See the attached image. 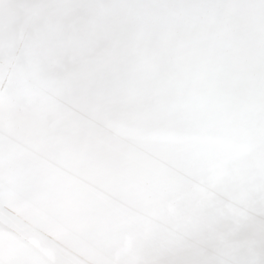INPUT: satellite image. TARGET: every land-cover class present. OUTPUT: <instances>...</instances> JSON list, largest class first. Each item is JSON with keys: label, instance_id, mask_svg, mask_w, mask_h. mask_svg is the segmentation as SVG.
Here are the masks:
<instances>
[{"label": "snow or ice", "instance_id": "1", "mask_svg": "<svg viewBox=\"0 0 264 264\" xmlns=\"http://www.w3.org/2000/svg\"><path fill=\"white\" fill-rule=\"evenodd\" d=\"M0 264H264V0H0Z\"/></svg>", "mask_w": 264, "mask_h": 264}]
</instances>
